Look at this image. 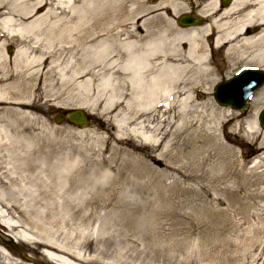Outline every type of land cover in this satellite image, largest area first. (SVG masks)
<instances>
[{
    "label": "rangeland",
    "instance_id": "obj_1",
    "mask_svg": "<svg viewBox=\"0 0 264 264\" xmlns=\"http://www.w3.org/2000/svg\"><path fill=\"white\" fill-rule=\"evenodd\" d=\"M1 1L4 5L0 7V12H3L0 20L11 16L14 21L9 25L11 28H16L18 23L31 19L46 8L44 6L41 10L34 9L25 16H19L16 14L18 7H28L34 0ZM197 2L202 3L203 0H181V4L173 9L164 0H118L107 27L113 32L120 30L118 33L121 37L129 31L132 38H136L139 34L136 21L140 17L147 21L140 24L141 27L160 25L168 33L167 36H172L176 30L171 24L173 15ZM234 2L221 14L212 17V32H219L220 40L217 42L213 38V50L211 56H207L209 64L204 65L205 69L187 55L188 42L172 37L168 45L176 47L178 51V56L168 61L187 67L177 74L178 80L191 82V85L200 80L208 81L202 87L190 86V90L179 96L183 98L189 94L188 100L191 101V105L186 107L190 111L183 119L174 117L180 109L177 104L175 109L162 113L163 116L160 114V118L146 121L144 124L149 128L129 123L125 119V115L131 111V107L126 105L127 96L98 94L101 76L79 87H75L72 81L63 83L59 80L52 85L43 68L37 80L34 77L27 79L24 92L33 103L32 107L26 109L33 134L30 141L60 142L65 147L63 150L68 149L71 154L79 156L85 169L95 164L98 169L97 190L85 188L79 200L71 197L65 207L53 208L54 214L49 218L54 220L58 213L62 220L56 225L65 227L61 229L70 236L75 237L78 233L79 239L88 244L87 249L84 246L85 260L78 264H96L95 249L101 243L106 250L109 249L107 244L98 242L101 238L118 233H143L147 232L149 226H169L177 237H185L193 250L224 251L228 255L242 256L261 243L264 224V146L252 138L248 124L255 123L253 129L258 130V134L264 130L257 121V114L264 108V102L253 109V100L264 85L254 93L244 114L219 106L212 96L214 85L233 75L237 69L243 66L264 69L263 62L249 60L252 48L245 53L238 48L229 49L231 44H238L241 37V34H237V28L247 17L243 14L255 4L235 5ZM208 7L203 4L201 10L207 12ZM255 24L258 27L247 34H255L264 28V20ZM4 25L0 23V52L10 67L9 62L12 63L21 44L14 36L5 35ZM148 32L152 34L150 29ZM228 33V38H224ZM198 39L203 46L201 50L207 49L208 52L206 35ZM263 44L260 42L256 48ZM9 47H12L10 53ZM60 47L57 44L50 48L42 46L41 49L46 51L47 56L57 57ZM87 51L80 57L84 56L83 61L89 68L92 67L88 65L93 58ZM70 56L72 61L79 57L78 53ZM155 58L156 55L149 59L153 62ZM95 67L109 68L108 72L118 75L114 72L118 65L97 62ZM10 73H13L12 68ZM87 78L88 74H85L76 80ZM8 79L13 81L17 78ZM107 101L109 103L106 104ZM74 108H82L91 114L93 123L82 128L66 121L55 123V113ZM165 117H169V120L163 121ZM117 121L120 122L119 126ZM160 124L162 126L156 131L155 141H143L141 136L134 133L135 130H142L146 136H150L152 127ZM192 128L203 133L205 140L200 141L198 137L196 141H181L185 131ZM102 173L107 177L102 179ZM75 210L81 215L79 223L72 217ZM122 222L128 225L129 230H116ZM191 225L192 230L187 228ZM0 231L10 239L8 248L17 260L29 262L27 258L32 256L18 244L19 233L14 232L15 237L5 229Z\"/></svg>",
    "mask_w": 264,
    "mask_h": 264
},
{
    "label": "bare ground",
    "instance_id": "obj_2",
    "mask_svg": "<svg viewBox=\"0 0 264 264\" xmlns=\"http://www.w3.org/2000/svg\"><path fill=\"white\" fill-rule=\"evenodd\" d=\"M117 1L34 0L28 7L19 6L16 14L25 16L34 9L38 11L46 6L45 10L41 13L37 12L38 14L29 20L18 23L16 28L9 26L14 22L11 16H5L0 20V23L6 24L3 28L5 35L14 36L21 44L16 49L12 63L9 62L10 67L7 66L8 62L2 58L0 52L2 71H0V229L7 230L15 237H17L15 233H19L18 244L27 249L32 256L27 258L30 259L29 262L17 260L15 254L8 248L10 239L0 231V264L83 262L84 246L87 249L88 244L80 240L78 233L75 237L70 236L61 229H66L65 227L56 225L62 220V216L58 213L54 220L49 218L54 214L53 208L65 207L71 197L79 200L85 188L91 187L92 191L98 188L96 164L90 169H85L79 156L71 154L68 149L63 150L65 147L59 144L60 142L30 141L33 139V134L28 123L31 119L26 109L32 107L33 103L24 92L28 78L34 77L33 79L37 80L42 74L41 70L45 68L44 73L50 77V84L54 85L58 80L63 83L72 81L75 87H79L101 76L98 94L127 96L126 105L131 107V111L125 115V119L129 123L142 124L143 127H147L144 124L146 121L160 118L158 117L160 114L175 109L177 104L180 105V109L174 117L185 118L190 111L186 107L191 105V101L188 100L189 94L183 98L179 96L190 90V86L202 87L208 83L200 80L201 82L191 85V82L178 80L177 74L184 72L187 67L168 61L175 59L178 51L176 47L168 46L170 44L167 37H164V41L167 39V44L164 42L147 44L142 43L144 36H140L139 39L132 38L128 31L125 32L124 37H121L118 33L120 30L113 32L112 29H108L107 25L113 16V10L117 8ZM164 1L173 9L181 4V0ZM206 1L203 0V4L209 6L206 11L211 13L216 0H210L208 4ZM252 2L255 4L248 7L250 9L243 14L247 17L237 28V34H241L238 44H231L229 49L238 48L245 53L248 48H252L249 60L264 64V44L256 48L260 42L264 43V28L259 29L255 34H247L258 27L255 23L264 20V0H235L234 3L248 5ZM3 5L1 1L0 7ZM202 13L208 19L206 25L185 30L173 26L172 28L176 30L172 37L187 41L189 44L187 55L204 68V65L209 64L206 61L207 49L201 50L202 46L198 38L213 31L214 19L213 14L206 15L204 11ZM2 15L3 12H0V17ZM101 31L105 32L101 33ZM229 35L230 33L224 38H228ZM206 39L209 40V35ZM216 40L217 42L220 40L219 32L214 34V41ZM57 44L61 45L57 57L53 55L48 57L46 51L41 49L42 46L50 48ZM84 51L91 53L93 60L88 66L92 67L87 68L83 61L84 56L80 57ZM72 53H78L79 56L74 61L70 60ZM154 55L156 58L151 62L149 58ZM97 62H104L110 66L118 65V69L114 70L118 75L108 72L109 68H96ZM11 68L13 73H10ZM85 74H88L86 80H76ZM193 79L195 81V78ZM261 102H264V89L254 98L253 109ZM167 120L169 117L163 119V121ZM120 122L117 121L118 126ZM161 126L162 124L152 127L150 136H146L142 130H135L134 133L141 136L143 141H155L154 136ZM190 126L192 127V124ZM254 126L255 123L248 124V129L252 130L251 136L259 145L264 146V130L258 134V130L253 129ZM185 132L186 134L180 138L181 141H196L198 137L202 141L205 138L203 133H199L194 128ZM178 135L179 133L176 134ZM133 147L137 148L134 145ZM100 177L104 179L107 176L102 173ZM72 217L78 223L81 220L78 210H75ZM187 228L192 230V225ZM122 229L129 230V227L122 222L118 224L116 230ZM261 229V243L245 255L234 256L224 251L193 250L186 242V238L177 237L169 226L161 228L149 226L146 228L147 232L118 233L112 237L101 238L98 242L107 244L109 249L106 250L101 243L95 249L94 262L96 264H264V224ZM21 231L29 232L33 236H27V233Z\"/></svg>",
    "mask_w": 264,
    "mask_h": 264
},
{
    "label": "water",
    "instance_id": "obj_3",
    "mask_svg": "<svg viewBox=\"0 0 264 264\" xmlns=\"http://www.w3.org/2000/svg\"><path fill=\"white\" fill-rule=\"evenodd\" d=\"M191 18L182 15L179 18L181 25L190 24ZM198 21H192V24ZM264 84V71L258 68H245L238 71L231 78L221 81L214 88V100L221 106H230L235 110L244 112L248 106L250 96ZM64 118V113L55 116V122H60ZM68 122L78 126H84L91 121L89 116L81 109H73L67 113ZM258 121L261 127H264V108L258 114Z\"/></svg>",
    "mask_w": 264,
    "mask_h": 264
},
{
    "label": "flooded vegetation",
    "instance_id": "obj_4",
    "mask_svg": "<svg viewBox=\"0 0 264 264\" xmlns=\"http://www.w3.org/2000/svg\"><path fill=\"white\" fill-rule=\"evenodd\" d=\"M151 1H157V0H151ZM224 1H226V2H224ZM231 2H232V0H216L214 2V10L211 11V13L213 14L212 17H214L215 15L221 14L227 7H229V3H231ZM226 3H228V4H226ZM201 5H203V2L202 3H200V2L193 3V4H191L190 8L184 9L183 11L180 12V13H183V12L184 13H188L190 16H193L195 18L198 17L199 20H200V24L199 25L190 26V27H187L185 29H188V28H191V27H200L201 25H205L207 23L206 19H205V16L202 13ZM211 13L206 12L205 14L207 15V14H211ZM174 21L176 23L177 19L174 20ZM146 22L147 21L145 19L141 20L140 17H137L136 23H137V30L139 31V34L140 35H148V37H146L145 40H144L145 42L150 40V42H152V43H158L159 44V43H162V40L164 41V39H165L164 37L168 38V42L171 41L172 37L171 36H167L160 25H157V26H155V25H147L146 27L138 26L140 23H146ZM146 29L147 30L150 29L152 31V34L150 35V33ZM180 29H184V28H180ZM144 30H146L149 34H146ZM207 35H209L208 46H209V49L211 48L210 50L212 51L213 48L211 47V45L213 46L212 41H213V38H214V34H213V32H210ZM166 41H167V39H166ZM182 46H185V44H182Z\"/></svg>",
    "mask_w": 264,
    "mask_h": 264
}]
</instances>
